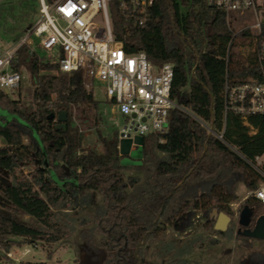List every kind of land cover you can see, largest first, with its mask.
I'll use <instances>...</instances> for the list:
<instances>
[{
  "label": "trees",
  "instance_id": "trees-1",
  "mask_svg": "<svg viewBox=\"0 0 264 264\" xmlns=\"http://www.w3.org/2000/svg\"><path fill=\"white\" fill-rule=\"evenodd\" d=\"M108 8L113 36L128 54L143 52L155 66L174 65L171 95L177 107L169 129L143 138L138 165L123 164L117 131L101 138L100 150L86 149L74 110L98 103L85 91L81 74L62 73L56 63L22 45L11 67L28 73L35 85L32 106L0 90V138L5 140L0 170L14 180L0 184V249L5 253L21 240L53 245L70 239L69 228L54 221V207L100 194L107 224L101 245L108 264H151L139 247L183 221L186 208L231 217L239 188L251 192L264 180L255 168L259 158L264 173V116L249 117L246 126L235 113H224L221 92L232 39L225 16L208 9L205 0H155L140 26L125 17L119 0H111ZM249 69L230 53V81L247 79ZM61 111L68 115L66 131L56 128ZM26 164L36 170L31 178L18 173ZM132 172L142 176L126 175ZM244 207L252 212L251 226L264 216V204L254 198Z\"/></svg>",
  "mask_w": 264,
  "mask_h": 264
},
{
  "label": "built area",
  "instance_id": "built-area-1",
  "mask_svg": "<svg viewBox=\"0 0 264 264\" xmlns=\"http://www.w3.org/2000/svg\"><path fill=\"white\" fill-rule=\"evenodd\" d=\"M1 1V0H0ZM38 19L20 43L0 56V90L11 94L24 77L11 67L17 50L26 45L31 52L40 49L41 57L59 66L62 73H80L85 91L92 94L95 82L105 86L113 111L125 119L119 131V144L124 139L165 133L170 126V113L177 107L172 99L174 65L152 64L145 53L128 54L115 40L109 15L111 0H37ZM155 0H119L127 19H137L140 26L148 21ZM208 9L221 12L232 33L227 45V70L221 98L225 116L238 115L249 126L251 116H264V0H205ZM249 27H239L245 18ZM247 33L244 42L241 35ZM234 52L249 69L247 79H228L230 53ZM38 54V53H37ZM211 128H209V131ZM211 132V131H210ZM163 143V140H160ZM255 168L261 163L257 158ZM264 204V180L246 199Z\"/></svg>",
  "mask_w": 264,
  "mask_h": 264
},
{
  "label": "rangeland",
  "instance_id": "rangeland-1",
  "mask_svg": "<svg viewBox=\"0 0 264 264\" xmlns=\"http://www.w3.org/2000/svg\"><path fill=\"white\" fill-rule=\"evenodd\" d=\"M38 2L36 0H1L0 1V56L15 48L32 28L38 19ZM245 23L238 26L249 27L252 18H245ZM40 57L47 55L38 49ZM20 87L10 96L22 99L32 106L31 95L35 85L28 73ZM97 107L83 105L74 110L73 121L83 135L86 149L100 150L101 138L111 137L114 131L119 133L125 125V119L114 113L113 104L109 101L105 86L95 82L92 93ZM4 146L5 140L0 138ZM124 165H138L139 162L124 157ZM31 164L18 170L22 177L35 174ZM126 175L142 176L140 172ZM14 180L0 170V184L12 183ZM248 191L244 187L238 190L239 199L232 205L234 215L230 217L227 230L221 234L216 231L219 212L204 213L191 208L185 209V219L178 225L168 226L157 238L145 240L141 245L143 255L151 264H264V241L246 240L241 235L240 215L246 204ZM89 198L65 201L54 207V221L65 224L71 237L53 245L39 242L29 245L23 240L10 248L9 253L0 249L3 264H22L25 262L44 264H108L107 251L101 245L105 238L103 230L107 228L105 218L100 212L103 197L100 194H89ZM20 220L37 225L26 215H16ZM161 222L163 219H158ZM40 227V226H39Z\"/></svg>",
  "mask_w": 264,
  "mask_h": 264
},
{
  "label": "water",
  "instance_id": "water-1",
  "mask_svg": "<svg viewBox=\"0 0 264 264\" xmlns=\"http://www.w3.org/2000/svg\"><path fill=\"white\" fill-rule=\"evenodd\" d=\"M50 118H54V115H51ZM67 121L68 115L67 112L61 111L57 115V122L59 123L56 128L63 129L66 131L67 129ZM211 134L213 133V129L211 128ZM142 144L143 138L136 137L133 141L131 139H124L119 144L120 154L124 156H128L133 160H140L142 158ZM252 212L248 209V207H244L241 215H240V224L243 226H248L251 224ZM230 217L225 213H219L214 228L216 231L225 232L227 230L228 224L230 222ZM152 232V231H151ZM244 236H248L254 240L264 241V216H260L256 222L255 226L252 230H247L243 233ZM144 244V243H142Z\"/></svg>",
  "mask_w": 264,
  "mask_h": 264
},
{
  "label": "flooded vegetation",
  "instance_id": "flooded-vegetation-1",
  "mask_svg": "<svg viewBox=\"0 0 264 264\" xmlns=\"http://www.w3.org/2000/svg\"><path fill=\"white\" fill-rule=\"evenodd\" d=\"M240 226H241L243 233H245L247 230H252L254 228L255 224L253 226H251V224L248 226H243L240 224Z\"/></svg>",
  "mask_w": 264,
  "mask_h": 264
},
{
  "label": "crops",
  "instance_id": "crops-1",
  "mask_svg": "<svg viewBox=\"0 0 264 264\" xmlns=\"http://www.w3.org/2000/svg\"><path fill=\"white\" fill-rule=\"evenodd\" d=\"M0 146H3V145L0 143Z\"/></svg>",
  "mask_w": 264,
  "mask_h": 264
}]
</instances>
